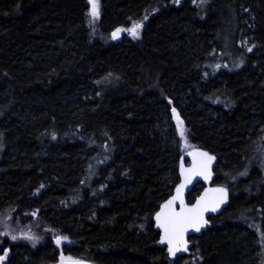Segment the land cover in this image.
I'll return each instance as SVG.
<instances>
[{
	"label": "trees",
	"instance_id": "16d2710c",
	"mask_svg": "<svg viewBox=\"0 0 264 264\" xmlns=\"http://www.w3.org/2000/svg\"><path fill=\"white\" fill-rule=\"evenodd\" d=\"M102 2L91 29L86 0H0V233L21 242L13 215L26 213L39 238L28 258L13 248L7 264H47L58 254L49 240L61 230L75 241L71 260L253 263L256 250L242 245L250 231L235 225L242 215H260L264 238V177L237 173L249 152L264 157V0H211L205 13L182 0ZM143 17L140 41L110 40ZM230 19L254 41L240 60L227 57ZM172 93L181 95L193 143L217 160L212 185L226 189L235 180L226 207L175 259L157 245L153 223L171 189L160 178L178 170L176 150L155 125ZM115 136L122 148L107 150V186L88 201L78 184L92 162L87 150L106 153Z\"/></svg>",
	"mask_w": 264,
	"mask_h": 264
},
{
	"label": "rangeland",
	"instance_id": "374dc122",
	"mask_svg": "<svg viewBox=\"0 0 264 264\" xmlns=\"http://www.w3.org/2000/svg\"><path fill=\"white\" fill-rule=\"evenodd\" d=\"M88 4V8L86 11V21L88 26L93 29L100 17V8H104L102 0H97V12L98 16L93 17L91 15V9L92 5L90 4L89 0H86ZM186 1L187 3H191L192 6L198 10L200 13H205L207 10L208 5L210 4L211 0H182ZM165 2V1H164ZM179 2V0H178ZM231 21V19H230ZM233 25V35L232 38H230V42L227 48L228 52V58L236 60L234 58L237 57L238 60L243 59L245 56V53H249L254 47V41H252L250 34L247 32H242L238 31V27L234 20L231 21ZM234 22V23H233ZM146 23V18H138L134 20H130L127 22L124 26H121L117 29H121V31L118 33L117 38H113L112 34L117 31L114 30L111 35H110V40H128L132 42H138L141 39L143 29L145 27ZM135 24H140L141 27L138 29V35L133 36L129 31H126V29H131L133 25ZM240 29V28H239ZM238 62L236 61L235 66H238ZM241 63V62H240ZM216 68H220V64H215ZM181 95H178L176 93H172L171 97L167 96V99L164 100L166 106H167V114H160L158 116V119L155 122L157 131L160 132L161 136L166 137V144L168 147L171 148V150L175 149L176 150V168L178 169L179 163L182 166L188 165V162L186 160H183L180 162L181 156L196 148H200L205 150L200 144H195L193 143L191 139V135L189 130L186 128V125L180 115V108H181V103H182V98H180ZM173 109H175V113L173 112ZM216 114H213L212 116L215 117ZM183 122L182 124L180 122ZM180 129L183 130V136L180 134ZM122 136H115V138H111V143L108 141L103 145V150L106 153L103 154H96L98 152V148H89L87 150V156H88V162L91 160L92 162L89 164V166L86 168V170L83 172V174L79 177L78 179V184H80L82 190L81 192L84 194V196L88 199V201L93 200V195L94 192L96 193H102L107 184L106 180L108 179L109 175L112 173V167L110 166V161H109V154L111 149V144L114 147V152H119L120 148H122V143L121 140ZM112 150V149H111ZM7 153H11V149L7 148L5 150ZM208 152V151H206ZM253 153L249 152L248 157H246L245 163L240 167V170L237 173L238 178H244L249 173L255 169L259 172V176L264 177V157H259V159L256 157V153L252 151ZM211 154V152L209 151ZM105 154V155H104ZM176 176V179H175ZM178 181V170L175 172L172 171H167L161 178H160V183L163 185L164 189L165 187H171L170 193L172 192L174 185ZM235 180L230 179L226 181V189H233V186L235 185ZM115 183H112L110 186H114ZM231 192V191H230ZM169 193V194H170ZM236 195L235 193H233ZM23 210H26L24 208ZM49 216L45 215L43 216L44 223L48 221ZM34 220V218H30V215L28 214H14L13 215V221L14 223H17L19 226L17 229L16 227L14 228L15 230H21L22 232L25 233V235H22L21 237V242L15 241L12 239L13 235H8L6 229L1 230L3 232L0 233V256H4L5 253H7L6 257L4 260L0 261V264H7V261L11 255V251L15 247H20L24 248V256L25 258L29 256V253L33 252L30 247H34L33 245H36L38 242V230L33 228L31 229V226H29L30 222ZM260 215L256 216H247V215H242L240 218V221L242 224H236L235 226H239V228H244L246 231H250V235L247 238H244L242 241V245L246 246L249 245L250 248H254L256 251L253 252L254 255V261L251 264H264V238L261 236V231L263 229V224L261 221ZM29 224V225H28ZM36 224V223H35ZM33 225V224H32ZM13 229V231H15ZM10 231V232H13ZM37 231V233H35ZM49 235L51 232L49 230H45ZM27 232V233H26ZM59 233L52 235L50 238V243L58 250V254L52 259L47 261V264H61L63 261L71 260L67 255L66 252L68 251L67 254H69L70 247L74 245V239L71 238L68 233H64L63 230L58 231ZM247 234V232H246ZM30 237V238H29ZM57 238H60V242L57 243ZM17 243V244H16ZM19 243V244H18ZM21 243V244H20ZM19 245V246H18ZM248 246V247H249ZM30 249H29V248ZM72 254V253H71ZM196 258L194 257L193 260ZM94 263V262H92ZM94 264H99L98 262H95Z\"/></svg>",
	"mask_w": 264,
	"mask_h": 264
},
{
	"label": "water",
	"instance_id": "95a60500",
	"mask_svg": "<svg viewBox=\"0 0 264 264\" xmlns=\"http://www.w3.org/2000/svg\"><path fill=\"white\" fill-rule=\"evenodd\" d=\"M203 153H207V156L202 155ZM208 157H213V159L209 160ZM183 160H186L188 165L182 166L180 164L177 183L153 215V222L158 233L157 245L165 248L170 259L189 254L192 247L190 238L201 235L210 225L209 218L217 216L226 207L228 200V193L225 188L212 185L213 171L217 163L212 154L206 152V150L196 148L184 153L180 158V162ZM199 183L202 184V189L193 197L191 202H188L189 192ZM182 184L184 187L178 193L177 188ZM173 197H177V199L170 207L165 208L166 203L172 200ZM194 205L197 206L196 212L189 213L188 210L192 209ZM182 209L184 215L189 217L187 222L175 229L169 228L166 232L167 225L161 226L165 224L166 217H171L175 213L181 212ZM158 213L161 214L159 219L157 218ZM200 213H202V217ZM197 226L199 227L198 231L196 230ZM169 240H171V243H169ZM170 247L173 250L177 248L179 250L175 251V255H172L169 252ZM61 264L94 263L85 260H67Z\"/></svg>",
	"mask_w": 264,
	"mask_h": 264
},
{
	"label": "snow or ice",
	"instance_id": "6c2138e0",
	"mask_svg": "<svg viewBox=\"0 0 264 264\" xmlns=\"http://www.w3.org/2000/svg\"><path fill=\"white\" fill-rule=\"evenodd\" d=\"M90 4L92 5V9H91V15L95 18L98 16V12H97V0H89ZM141 27L140 24H135L133 25V27L131 29H126V31H129L134 37L138 35V29ZM121 31V29H117L116 32H114L112 34L113 38H117L118 36V33ZM251 50V49H249ZM173 112L175 113V109H173ZM181 124L183 123L182 121L180 122ZM180 134L181 136H183V130L180 129ZM202 155H205L207 156V153H203ZM209 160H212L213 157H208ZM184 187V185H180L178 188H177V192L179 193L181 191V189ZM177 199V197H173L172 200L168 201L166 203V205L164 206L165 208H168L172 205V203ZM196 208L197 206H193L192 209H189L188 212L189 213H195L196 212ZM160 213L157 214V218L159 219L160 218ZM201 217H202V213H200ZM189 219V217L185 216L184 215V210L182 209L181 212L179 213H175L173 216L171 217H166V222L165 224H162L161 226H165L167 225L166 227V232L168 231L169 228L171 229H175L177 228L179 225L187 222V220ZM197 231L199 230V227L197 226ZM30 238V237H29ZM13 240L16 239L15 236L12 237ZM60 242V238H57V243ZM162 242H163V239H162ZM169 243H171V240H169ZM179 248L173 250L171 247L169 248V252L170 254L172 255H175V251H178ZM7 253H5L4 256H0V261L4 260L5 257H6Z\"/></svg>",
	"mask_w": 264,
	"mask_h": 264
},
{
	"label": "flooded vegetation",
	"instance_id": "af4514ba",
	"mask_svg": "<svg viewBox=\"0 0 264 264\" xmlns=\"http://www.w3.org/2000/svg\"><path fill=\"white\" fill-rule=\"evenodd\" d=\"M187 162V161H186ZM179 166H180V163H179ZM154 223V222H153ZM154 227H155V225H154ZM192 238V237H191ZM191 238H190V240H191ZM157 239H158V237H157ZM165 249V248H164ZM191 249V248H190ZM165 252H166V250H165Z\"/></svg>",
	"mask_w": 264,
	"mask_h": 264
}]
</instances>
